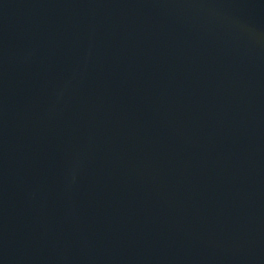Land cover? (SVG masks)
Returning <instances> with one entry per match:
<instances>
[{
  "label": "water",
  "instance_id": "95a60500",
  "mask_svg": "<svg viewBox=\"0 0 264 264\" xmlns=\"http://www.w3.org/2000/svg\"><path fill=\"white\" fill-rule=\"evenodd\" d=\"M0 264H264V0H0Z\"/></svg>",
  "mask_w": 264,
  "mask_h": 264
}]
</instances>
